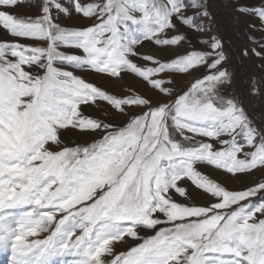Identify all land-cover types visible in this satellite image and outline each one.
<instances>
[{"label":"snow or ice","instance_id":"snow-or-ice-1","mask_svg":"<svg viewBox=\"0 0 264 264\" xmlns=\"http://www.w3.org/2000/svg\"><path fill=\"white\" fill-rule=\"evenodd\" d=\"M27 2L0 0V30L42 42L0 40V252L11 251V264H52L68 255L72 264H264V180L236 191L197 167L231 175L264 168V129L239 98L222 92L232 80L222 42L212 37L203 41L211 51L172 59L139 51L146 41L161 48L187 43L183 28L207 31L206 0H72L74 11L95 23L71 29L56 22L53 10L70 14L58 0H40L35 17L6 10ZM236 11L255 17L248 27L264 33V0H241ZM256 43L261 51H252L264 57V37ZM57 63L88 67L126 91L88 82ZM201 65L212 71L167 102L124 83L131 74L173 96L170 73ZM100 102L108 105L105 115L129 119L120 125L80 110ZM133 107L143 110L133 115ZM69 126L103 135L67 146L60 132ZM185 179L216 202H177L173 192L191 198L178 185ZM139 228L155 234L142 237ZM41 233L47 235L29 239ZM126 238L142 242L117 253L116 243Z\"/></svg>","mask_w":264,"mask_h":264},{"label":"rangeland","instance_id":"rangeland-1","mask_svg":"<svg viewBox=\"0 0 264 264\" xmlns=\"http://www.w3.org/2000/svg\"><path fill=\"white\" fill-rule=\"evenodd\" d=\"M58 2L68 8L70 12V14L65 15L64 13L53 10L56 22L61 24V26L71 29L82 28L95 23L94 19L85 18L81 14L76 13L72 7V0H58ZM81 2H91V0H81ZM239 2H241V0H206L207 10L211 15L201 17V20L207 26V31L196 32L188 28H183V32L188 36L187 43L180 46L161 48L146 41L139 51L152 53L163 59H172L192 50L211 51L208 44L203 41H208L212 37L218 38L222 42V50L227 56V60L223 63V67L232 74L231 84L224 86L222 92L229 97L239 98L250 119L253 120L254 126L264 129V57L258 56L252 51L253 48H256L257 51H261L257 46L256 41H259L264 37V33L248 27L249 22H255L256 18L237 12L236 8ZM246 2L249 4H255L257 0H246ZM39 4L40 0H28L27 3L21 4L15 9L6 10L14 11L21 17H35L40 14ZM193 11H198V9H189L188 14H191ZM250 37H255L256 40L254 41L253 39H250ZM0 40H19L20 43L29 45L42 43L36 40L13 37L3 30H0ZM43 46H46V44ZM246 49L247 55H245ZM59 51L68 54L83 55L81 49L70 46H61ZM136 62L138 64L144 63L143 60H136ZM55 66L66 67L69 71H72L75 75L82 77L86 81L96 83L97 85L107 86L114 92L124 94L126 91L122 88L120 81L110 79L105 74L96 73L88 67L80 69L74 66L61 65L59 63ZM211 71L212 70L208 67L201 65L188 73H170L172 79L175 81L174 85H169V87L174 88L173 96H165L156 90H149L142 81L131 74H125L124 83L132 85L141 93L151 96L153 102H167L172 100L174 96L178 95L180 92L186 91L190 83L195 79L201 78L209 74ZM253 88L258 89L259 94H253ZM104 109H108V105L100 102L98 105H93L91 103L81 105L80 110L85 116H91L93 118L106 120L107 122L120 125H123V123L129 119V116L116 113L105 115ZM142 110L143 109L136 107L128 109L133 115L139 114ZM109 111L111 110L109 109ZM60 135L65 145L75 146L76 144L84 145L89 144L94 140H98L103 133L101 131H80L69 126L67 129L61 130ZM176 138L180 139L178 135H176ZM196 139L206 140L213 143L215 147H220L215 140H210L209 138L204 137H197ZM240 142L242 144L244 143L243 138L240 139ZM244 150L250 151L251 149L245 146ZM197 167L204 174L218 180L229 189L236 191L246 189L264 180V168H257L250 173L231 175L222 169L215 168L214 166L197 165ZM178 185L187 188L191 193V198L185 199L178 193L173 192V198L179 203L208 206L216 202L214 197L197 189L187 179L178 182ZM250 199L254 203L259 202L258 198ZM161 226H157V229ZM138 232L140 236L145 238L155 234V231L146 228H139ZM45 235L47 234L41 233L38 237H30L29 239H42ZM141 242L142 241L139 239L126 238L124 242L116 243L115 251L117 253L127 251L130 247ZM74 259L75 258L71 255L54 257L52 264H72ZM11 260L12 257L10 250L8 252H0V264H11Z\"/></svg>","mask_w":264,"mask_h":264}]
</instances>
